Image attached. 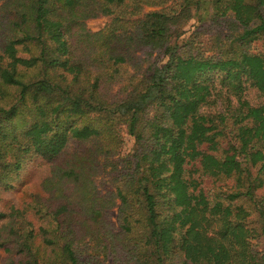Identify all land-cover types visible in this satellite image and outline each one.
Returning <instances> with one entry per match:
<instances>
[{"label": "trees", "instance_id": "obj_1", "mask_svg": "<svg viewBox=\"0 0 264 264\" xmlns=\"http://www.w3.org/2000/svg\"><path fill=\"white\" fill-rule=\"evenodd\" d=\"M0 264H264V0H0Z\"/></svg>", "mask_w": 264, "mask_h": 264}, {"label": "rangeland", "instance_id": "obj_2", "mask_svg": "<svg viewBox=\"0 0 264 264\" xmlns=\"http://www.w3.org/2000/svg\"><path fill=\"white\" fill-rule=\"evenodd\" d=\"M109 21V17L107 16H99L96 18H91L89 20H87V26L89 27V29L93 30V31H97L102 29L105 24ZM193 20H190L186 26L185 29H189L192 26ZM206 25L209 26L211 21L210 20H206ZM228 25L226 22H222L221 24H217L213 31L211 33H216L217 31L219 33H221L222 35L228 33ZM114 159V158H113ZM109 167L108 169H106L103 173H101L100 175L96 176L95 180L97 185L99 186V188L101 189V191L104 193L107 190H110L112 188L111 186V182H110V173H109ZM24 185L23 186H16L13 190L9 191L6 193V195L11 198L13 201L18 202L23 194V189H24ZM110 214L111 217L114 221H116V215H117V207L113 208L110 210Z\"/></svg>", "mask_w": 264, "mask_h": 264}]
</instances>
